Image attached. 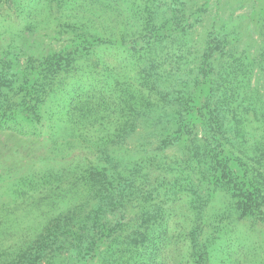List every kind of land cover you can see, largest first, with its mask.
<instances>
[{"label":"trees","instance_id":"obj_1","mask_svg":"<svg viewBox=\"0 0 264 264\" xmlns=\"http://www.w3.org/2000/svg\"><path fill=\"white\" fill-rule=\"evenodd\" d=\"M22 1L0 3L21 17ZM56 1L61 25L74 34L71 48L30 57L15 72L9 57L0 58V132L36 135L49 121L74 129L79 146L87 131L99 130L105 145L98 154L52 151L43 166L25 160L14 167L0 151V264H168V248L180 242L194 264H206L218 237L203 212L219 190L241 218L264 225V132L251 140L242 126L256 99L245 109L233 106L244 85L239 68L215 77L216 31L196 72L184 70L172 92L152 49L187 34L190 15L177 6L183 0H171L173 14L162 20L161 0ZM246 100L247 94L239 102ZM156 109L164 110L157 118ZM179 145L185 150L177 167L163 166L171 177L150 179L145 168ZM130 153L137 156L132 162ZM186 197L196 215L191 228L177 206Z\"/></svg>","mask_w":264,"mask_h":264},{"label":"rangeland","instance_id":"obj_2","mask_svg":"<svg viewBox=\"0 0 264 264\" xmlns=\"http://www.w3.org/2000/svg\"><path fill=\"white\" fill-rule=\"evenodd\" d=\"M45 1L23 0L20 7L23 13L21 17L15 14L19 11L14 8L7 9L4 2L0 3V58H10L14 64L13 72L19 70L30 57L36 59L53 51L66 49L67 46L71 48L70 41L74 34L71 29L61 25L64 18L59 15L57 1L47 0L48 5ZM170 1H160V20L164 17L170 18L173 14ZM177 6L179 13H182L180 15H190L189 22L192 26H187L186 23V35L183 32L178 33L161 45L153 47V57L160 66L158 73L164 78L171 77L169 82L173 92L187 73L186 70L191 68L196 72L209 32L216 31L221 40V50L213 60L215 77H218L219 70L229 67L230 71H234L235 67L239 68L238 78L244 80V85L238 89V102L232 104L235 108H239L238 103L242 104L241 110L245 109L248 103L251 104V97L256 99L255 106L249 109L250 113H243L242 126L250 132L251 140L261 138L264 132V0H183L179 1ZM29 25L32 29H28ZM108 57L114 62L115 57L116 60L121 58V53L113 58ZM177 62H181L177 67L181 72L174 74L172 71L176 69ZM171 73L172 75H168ZM245 94L249 100L240 103ZM225 108L223 114L226 116L227 128L230 129L233 120L231 113ZM168 110L171 111L172 108L169 107ZM162 112L163 109H156L153 114L157 118ZM56 128L47 121L38 129L41 135L19 136L12 135L10 131L0 132V143L5 145L2 149L0 144V151L4 150L8 154L14 162V167L25 160L31 165L43 166L47 157L51 153L54 155L55 152L52 151H56V155L79 152L83 154V151L98 154L100 148L105 145L106 139H100L104 137V133L99 130L89 132L86 127L85 144L79 146L78 140L82 138L79 135L73 137L77 133L74 129ZM109 147L120 154V149L110 145ZM184 150L183 145L169 149L166 152L167 158L160 156L151 166L152 169L145 168V172L149 171L150 179L163 182L166 176L171 177L164 172L163 166L177 167L176 160L182 156ZM135 154L143 156V153ZM130 156L128 162L137 158L131 153ZM30 158H33L32 161ZM72 158L73 156L70 157ZM159 161L161 163L158 164ZM2 163L9 171V164L6 161ZM25 164L27 166V162L22 166ZM177 206L180 219L185 222L187 228H191L190 220H194L196 215L188 203V198L178 201ZM203 221L209 225L207 230L210 227L211 235L218 237L206 264H264V225L252 218H241L228 193L220 190L215 193L203 212ZM166 256L168 264H194L184 242L174 243L168 248Z\"/></svg>","mask_w":264,"mask_h":264}]
</instances>
